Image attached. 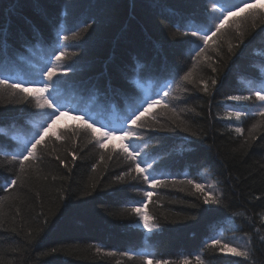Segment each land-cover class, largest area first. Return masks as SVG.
I'll return each mask as SVG.
<instances>
[{"label":"trees","instance_id":"16d2710c","mask_svg":"<svg viewBox=\"0 0 264 264\" xmlns=\"http://www.w3.org/2000/svg\"><path fill=\"white\" fill-rule=\"evenodd\" d=\"M13 2L20 4L24 16L32 18L39 34L31 38L28 32L30 39L23 47L11 42L8 52L0 55V77L37 78L35 74L54 50L68 54L66 63L83 62L77 80L101 77L103 83L107 76L116 75L117 66L147 74L155 54L154 42L159 40L165 42L163 52L181 76L193 69V83L177 77L181 89L175 93L173 106L179 119L171 112L161 113L157 119L167 130L149 133L154 139L145 137L158 160L163 157L167 161L168 154L172 157L161 167L168 174V186L154 189L146 205L158 225L157 232L146 235L130 212L131 202L141 198L142 182L117 181L126 170L123 158L94 147V142L81 134L72 141L50 143L16 185L0 190V264H146L145 253L152 255V264L156 260L161 264H185V260L198 264L197 256L201 264H264V116L252 107L251 116L237 121L227 115L236 110L237 102L226 99L247 95L241 90L253 76L264 72V32L260 31L264 17L249 18L239 31L233 29L217 43L210 42L204 56L193 61L189 47L176 43L190 39L180 35L184 29L177 32L160 14L161 9L150 6L148 0H42L48 20L34 14L29 0H3L4 27L13 12L12 30L25 28L27 32ZM89 3L106 10L110 20L85 32L76 17L87 19ZM161 7L188 10L184 0H167ZM192 22L198 23L199 17ZM73 32L79 36L73 38ZM57 33L69 40H60ZM212 79L217 80L215 86ZM201 81L208 82L207 93ZM144 83L150 87L154 81ZM98 100L104 102L102 89L91 95L71 89L65 102L69 108L92 109ZM124 108L120 98L114 97L109 107H97L92 114L104 124L118 126ZM38 112L34 102L7 93L0 96V184L18 172V165L11 161L15 150L12 137L17 133L11 130L16 125L34 126L41 119L35 115ZM77 124L71 122L59 129ZM185 125L189 131L182 130ZM235 127H243V135L236 133ZM112 144L113 140L109 149ZM185 179H195L205 187L214 185L212 191L221 200L220 205L212 206L215 211L203 213L208 206L197 200L200 194H191L193 189L182 183ZM211 236L239 245L248 257L209 250Z\"/></svg>","mask_w":264,"mask_h":264},{"label":"snow or ice","instance_id":"6c2138e0","mask_svg":"<svg viewBox=\"0 0 264 264\" xmlns=\"http://www.w3.org/2000/svg\"><path fill=\"white\" fill-rule=\"evenodd\" d=\"M2 3L3 0H0V4ZM29 3L32 4V10L36 16L44 20L50 19L48 10L42 7V0H29ZM148 3L153 8H160V14L169 20V23L177 29V32H180L181 28L184 29L183 32H180V35L190 39L179 40L176 43L189 47L190 54L194 53L192 56L193 61H198L199 58L204 56L210 42L212 44L217 43L233 29L239 31L249 18L264 17V3L261 0H184L188 10L183 12L166 7L162 8L161 6L167 5V0H148ZM12 6L15 14L22 20L28 31L26 32L25 28L12 30L11 17L13 12H9L7 27H4L3 14L0 13V55L8 52L11 42H18L23 47L30 39L28 32H31V38H35L39 34V29L32 18L24 16L20 12V4L13 2ZM73 8L75 10V3ZM88 11L89 16L87 19L80 20L79 17H76L77 24L81 25L82 30L85 32L89 29L95 31L97 27L110 20V14L106 10L100 11L90 3ZM197 17H199V22L193 23L192 21ZM58 19L59 17H57ZM89 20L92 23H89ZM256 27L257 25L254 24L253 29ZM260 31L264 32V27ZM176 34L174 32L172 36L175 37ZM57 36L62 41L69 40L67 35L57 33ZM78 36L79 33L73 32V38ZM164 43V41L159 40L154 42L153 50L155 54L152 57L147 74H142L135 69L129 72L125 68L117 66L116 75L114 77L107 76L104 78L103 83H101V77H97L95 81L77 80L75 79L77 75L84 70L85 65L83 62L66 63L68 54L62 50H54L35 74L37 78L25 81L0 77V96L7 93L19 97L22 101L34 102V107L40 110L35 115L41 117L28 132L12 137L15 141V150L11 153V161L18 165V172L15 178H5L3 183L0 184V190L6 191L16 185L21 178V174L40 159V153L46 150L50 143L72 141L83 134L89 138L90 143L94 142V147L109 150L123 158L126 170L117 177V181L130 179L142 182L141 198L131 202L133 206H131L130 212L138 218L137 223L144 230L152 233L158 225L155 219L145 211V208L154 196V189L168 186V174L161 171V167L163 164L170 162L172 157L171 154H168L167 161L163 157L158 160L149 151L150 145L146 142L145 137L154 139L148 134L167 130L157 119L161 113L171 112L179 119V113L176 107L173 106L177 98L175 93L181 89V85L177 83V77L188 84L193 83V69L184 71L181 76L180 70L177 69L175 64L170 63L167 54L163 52ZM236 47H239V45ZM229 51H232L231 46ZM75 55L76 53H72V56ZM195 67L196 64L194 63L193 68ZM212 71L215 72L216 69L212 68ZM147 79L154 81L150 87L145 86L144 81ZM257 80L259 83L254 82ZM201 83L202 90L207 93L209 91L208 82L201 81ZM211 84L215 86L217 80L212 79ZM71 89H79L90 95L102 89L104 102L101 103L98 100L97 105L93 106L92 109L76 106L69 108L65 101L66 93ZM241 91H246L248 94H236L226 97L229 101L237 102L234 105L236 110L228 112L227 115L229 117L234 116L237 121H241L242 117L253 114L251 108L254 107L260 116H264V72L253 76ZM114 97H119L125 105L118 126L104 124L92 114L97 107L105 109L109 107ZM245 102L256 103L249 105ZM73 112L77 114L73 115L72 119L79 121V123L75 126L59 129L56 126L57 121ZM2 119L3 116L0 115V120ZM156 125H159V127H155ZM175 126L180 127V124ZM182 130L189 131L186 125ZM244 131L243 127H235V132L240 135H243ZM112 140H119V144H112L109 149V142ZM103 158V155H101V160ZM57 159L60 158L57 157ZM73 159H75V156H73ZM60 163L64 164V160H60ZM171 183L175 184L176 181L173 179ZM182 183H186L193 189L192 195L200 194L197 196V200H200L202 205L208 206L203 209V213H211L216 210L212 206L220 205V198L214 195L212 191L214 185L209 184L205 187L204 184L196 182L195 179H185ZM118 191L123 192L124 189ZM193 206L195 207V205ZM192 219H195V217ZM207 248L213 252L231 254L235 257L246 258L249 255L247 251L241 250L239 245H234V243L218 236L209 237ZM97 251H100V249H97ZM125 254L127 255V253ZM143 259L146 264H152L151 254H143ZM197 262L201 264L199 256H197ZM156 264H161L160 260H156ZM163 264H168V262L164 261ZM185 264H188L187 260H185Z\"/></svg>","mask_w":264,"mask_h":264},{"label":"rangeland","instance_id":"374dc122","mask_svg":"<svg viewBox=\"0 0 264 264\" xmlns=\"http://www.w3.org/2000/svg\"><path fill=\"white\" fill-rule=\"evenodd\" d=\"M70 121V119L69 118H66V119H64L63 121H57V125H60V124H62V123H67V122H69ZM79 123V121H76V120H73L72 119V123ZM33 127V125H31V124H27V125H25V127L24 128H22V130L20 131V133L23 135L24 133H26V132H28V130H30L31 128ZM113 142L115 143V144H119V140H113Z\"/></svg>","mask_w":264,"mask_h":264}]
</instances>
